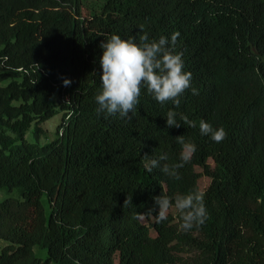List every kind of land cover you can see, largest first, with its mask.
I'll return each mask as SVG.
<instances>
[{"label":"trees","instance_id":"trees-1","mask_svg":"<svg viewBox=\"0 0 264 264\" xmlns=\"http://www.w3.org/2000/svg\"><path fill=\"white\" fill-rule=\"evenodd\" d=\"M83 7L0 0V189L16 192L0 200V264H264V0ZM140 25L150 38L179 31L174 50L199 94L186 89L176 107L142 88L132 119L105 118L100 43L139 38ZM169 109L195 127H168ZM57 113L58 136L39 142L38 124ZM201 119L226 138L201 135ZM181 134L197 148L178 175L148 171L161 152L178 161ZM195 167L210 178L205 223L183 231L170 213L157 223L153 197L199 188Z\"/></svg>","mask_w":264,"mask_h":264},{"label":"clouds","instance_id":"clouds-1","mask_svg":"<svg viewBox=\"0 0 264 264\" xmlns=\"http://www.w3.org/2000/svg\"><path fill=\"white\" fill-rule=\"evenodd\" d=\"M140 29L142 35L139 38L113 33L100 43L102 53L99 63L102 71L100 89L95 100L98 104L97 112L103 113L105 118L119 115L120 118L132 119L142 88H146L159 103L172 101L176 107H179L180 97L186 89L190 88L193 94H199V90L191 84V71L185 70L183 53L174 50L179 31L170 37L161 35L159 38H150L148 32L143 31L144 25H140ZM63 83L67 86L71 81L65 78ZM177 116L174 109L167 111L165 117L168 127H180L181 121L195 127V123L186 115L180 114V120ZM199 130L201 135L209 136L218 143L227 136L223 126L214 127L203 119L199 122ZM176 141L181 146L178 161L168 163V153L161 152L146 162V169L152 171L159 168L169 176H177L178 169L191 159L197 145L184 134L176 136ZM162 161L165 163L162 164ZM204 198L205 192L199 188L171 196L162 192L153 197L158 207L156 222L166 221L169 209L174 204L181 217L180 228L183 231L203 225L208 215Z\"/></svg>","mask_w":264,"mask_h":264},{"label":"rangeland","instance_id":"rangeland-1","mask_svg":"<svg viewBox=\"0 0 264 264\" xmlns=\"http://www.w3.org/2000/svg\"><path fill=\"white\" fill-rule=\"evenodd\" d=\"M105 2V0H83V4L84 7L82 9V14L83 15H90L92 13H96L99 12L103 3ZM62 115L60 113L55 114L53 117L41 122L38 124V127L40 128L39 131V136H38V141L43 143L46 141H50L55 139L58 136V130H57V125L60 123ZM35 126H33V129L29 130L28 132V139L32 138V132L35 128ZM210 166H213L212 161H209ZM195 170L199 171L200 173L201 168L200 167H195ZM210 178L204 174H200L198 177V186L201 190L204 189V187L209 183ZM16 192L12 191V192H7L3 189H0V200L5 198L8 195H15ZM169 213L175 216V219L178 220L179 217V213L177 212V210L175 209V207H171L169 209ZM6 243V241H4L3 239H0V249L1 247ZM34 250L37 254L39 255H44L45 253V249H41L37 246L34 247ZM193 255L192 252H188V253H184L183 256L187 257L188 259L192 258L191 256Z\"/></svg>","mask_w":264,"mask_h":264}]
</instances>
